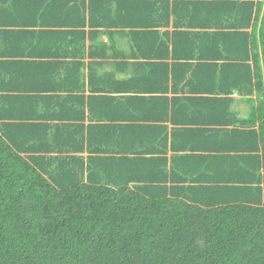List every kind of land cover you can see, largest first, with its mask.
I'll list each match as a JSON object with an SVG mask.
<instances>
[{
	"label": "trees",
	"instance_id": "16d2710c",
	"mask_svg": "<svg viewBox=\"0 0 264 264\" xmlns=\"http://www.w3.org/2000/svg\"><path fill=\"white\" fill-rule=\"evenodd\" d=\"M216 10L217 19L206 27L213 30L204 35L218 46L227 45L209 55L189 52L175 55L174 62L152 63L164 73V85L150 97L155 108L149 111L164 109V115L148 118L166 121L171 103L172 109L190 107L191 123L201 111L197 107L223 100L215 96L254 93L259 131L249 147L242 143L235 149L250 151L258 170L264 168V6L261 0H222ZM146 20L111 25L133 27L129 37L137 52L135 42L143 46L146 40L135 37L134 42L132 34L145 27ZM38 65L43 73L53 66L47 60ZM25 69L18 70L20 77H27ZM172 121L173 127L179 124L177 118ZM215 122L222 125L224 119ZM175 130L167 132L165 125L156 124L134 126L124 137L139 148L131 150L122 148L119 137L100 131L96 143L88 141L95 156L86 160L67 156L66 147L57 157L53 146H20L0 134V264H264V175L251 169V177L241 179L245 184H212L199 190L191 184L174 186L161 176L167 173L169 149L192 160L209 158L179 136V127ZM71 146L72 153L82 148ZM143 151L154 157L145 158ZM186 166L194 169L190 162ZM99 172L105 175L103 183Z\"/></svg>",
	"mask_w": 264,
	"mask_h": 264
},
{
	"label": "crops",
	"instance_id": "0c3cea01",
	"mask_svg": "<svg viewBox=\"0 0 264 264\" xmlns=\"http://www.w3.org/2000/svg\"><path fill=\"white\" fill-rule=\"evenodd\" d=\"M219 1L0 0V134L9 143L13 137L20 146L27 142L40 148L53 146L57 157L65 154L66 147L67 156L74 154L86 160L95 156L88 141L96 143L100 131L119 137L122 148L131 150L139 148L124 137L134 126L165 125L171 133H177L175 128L179 127V136H185V142L209 158L192 160L164 145L169 150L167 173L162 172V177L174 186L186 188L191 184L198 190L212 184L247 183L241 179L251 177L250 170H257V162L249 157L250 151L235 148L242 143L249 147L253 134L259 131V116L253 111L258 103L256 94L215 96L223 100L197 107L201 111L198 109L191 123L190 107L185 111L181 106L172 109L171 103L166 121L149 119L154 113L164 115V109L149 111L155 108L150 97L159 94L155 90L164 85L160 78L164 73L152 63L174 62L175 55L189 52L209 55L217 51L216 47L227 45L218 46L214 38L204 35V31L213 30L206 27L217 19ZM134 18L147 19L146 26L132 34L134 42L135 37L146 40L143 46L135 42L137 52L129 37L133 27L129 23L128 27L111 25ZM21 30L32 35L22 33L21 37ZM55 37L60 39L58 44ZM140 53L151 54L158 61L150 62L151 58ZM44 60L53 66L43 73L38 61ZM20 68H26L27 77L18 75ZM68 77L72 81H65ZM91 96H96L93 101ZM176 118L179 124L173 127ZM219 118L224 124L215 122ZM72 143L82 146L80 151L72 153ZM143 152L145 158L154 157ZM255 154L260 157L261 151ZM186 162L194 164V169L187 168ZM257 173L264 175V168Z\"/></svg>",
	"mask_w": 264,
	"mask_h": 264
},
{
	"label": "rangeland",
	"instance_id": "374dc122",
	"mask_svg": "<svg viewBox=\"0 0 264 264\" xmlns=\"http://www.w3.org/2000/svg\"><path fill=\"white\" fill-rule=\"evenodd\" d=\"M264 1V0H263ZM264 6V5H263ZM127 49V48H126ZM100 176L102 177V183L104 182L105 175H103L101 172H99Z\"/></svg>",
	"mask_w": 264,
	"mask_h": 264
}]
</instances>
